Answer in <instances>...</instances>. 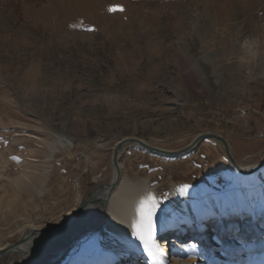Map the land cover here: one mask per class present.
Returning a JSON list of instances; mask_svg holds the SVG:
<instances>
[{"label":"rangeland","instance_id":"rangeland-1","mask_svg":"<svg viewBox=\"0 0 264 264\" xmlns=\"http://www.w3.org/2000/svg\"><path fill=\"white\" fill-rule=\"evenodd\" d=\"M262 108L264 0H0V246L28 232L8 234L22 216L43 232L73 206L98 201L111 188L92 195L113 181V149L125 137L176 151L212 133L226 139L240 166L259 163L264 140L254 131L262 117L254 111ZM206 141L216 146L180 156L125 143L120 177L149 181L161 208L171 183L193 199L210 189L211 206L226 190V216L199 217L213 256L195 234L200 223L190 222L184 236L175 232L180 244L170 252L206 264H264V243L256 246L264 241V207L257 198L250 204L254 191L240 187L222 144ZM109 217L96 206L51 246L5 253L0 264H75L99 255Z\"/></svg>","mask_w":264,"mask_h":264},{"label":"bare ground","instance_id":"bare-ground-1","mask_svg":"<svg viewBox=\"0 0 264 264\" xmlns=\"http://www.w3.org/2000/svg\"><path fill=\"white\" fill-rule=\"evenodd\" d=\"M251 42L252 43L247 44L246 47H250V45H253L255 39H253ZM254 51L255 50L250 51V54L252 56H255ZM64 138H61L63 142L69 143V141L66 140L67 138ZM118 167L119 170H121L122 164L119 163V161ZM233 172L235 174H239L242 177V184L240 186L241 188H248L254 191V195L252 194L254 198L253 196L249 198L250 204H253L254 199L257 198V200H259L264 207V167L250 176L242 175L235 169H233ZM22 179H27V177L24 176ZM109 184L110 183H108L104 187L101 184L97 185L95 191L96 193H94L92 197H97L101 189L109 188ZM74 185L77 189V181H75ZM171 186L172 187L170 188L168 203L161 208V199L158 197L159 193L156 192L155 187H152L149 184V181H142L138 183L126 178L121 179V177H119L118 181L114 183V186L111 189H105L101 192V194L98 196V201L95 202V200H93V202L90 200L84 206V208L79 211L75 210L76 207L73 206L64 216V218H66V221L63 224H59L58 222V227H56L57 225L51 226L56 227L52 231L40 232L42 229H44L43 227L37 226L35 223L27 220V217L22 216L21 218L24 219L22 223L16 229L10 230L8 234L12 235L15 232H20L27 226L29 228L26 234H30L24 239L23 242H19L16 246L9 248L5 251V253L10 254L13 252H17L20 254H27L36 252L37 249H45L48 246H51L54 242L60 239L57 238L58 236H64L65 231L70 230L72 227L79 228L85 222L87 213L97 206V208H107L110 213L109 220L103 230L105 233L103 238L105 244L103 253H100L99 255H93L91 257H83L81 259H78L75 264H124L125 262H130V264H135L136 262H138V264H154L151 258H149L146 253L145 249L147 248L159 256V258L161 259V264H206L205 258L197 259L196 257H193L190 259H183L178 255H174V253L168 254L167 252L170 250L169 248L173 247L174 244H180L177 236H175V232L179 230V232H181V235L184 236L186 224L189 222L192 223V226L194 224H198L199 217L202 212L207 213V211L210 212L212 210H217V218L220 217V219H222V216H226V209L232 207L228 192L226 190H224L223 192H219L218 205L211 206L208 202V200H211L213 196V194L209 192L210 189L202 187V197H195V199H193L188 198L187 192L183 186L175 185V183H171ZM41 192L42 189H38V194ZM149 195L154 199L147 201V207L151 208L153 205H155L153 209L155 213L153 216L154 231L148 246L145 247L144 241L137 238L136 228L134 226L139 221L138 208L141 202L145 201L146 197H148ZM80 197L81 195L78 192L76 195V201L79 203L81 202ZM169 217H172L177 221L175 223L177 225L175 228L172 226L173 224L169 222ZM238 221L242 224L244 223L243 219H239ZM204 223L206 224V222ZM199 226L200 225H198L197 227L198 229ZM205 226L208 227V224H206ZM216 226H218L219 229L224 230L222 221H220V224L217 223ZM63 228H65L63 231L64 233L61 232ZM34 229H36L37 233L31 235L35 231ZM200 232L202 231H197L195 232V234L199 235ZM169 233V236L163 237V235H167ZM200 236L204 239V245L208 248L207 250L205 249L207 255L211 253V256H213L212 243H208V241L206 240L208 235L206 237H203V234H200ZM260 239L263 240L262 238ZM210 240H213L211 236ZM230 241H232V239H230ZM256 241H259V239ZM259 243L260 245H262L264 241L256 243V246H259ZM8 246L9 245L0 246V251L4 248H7ZM235 246L242 247L243 245L241 246L240 241H237ZM1 256L2 255H0V257ZM215 260L217 262L213 261V264H221L220 261H218V258H216Z\"/></svg>","mask_w":264,"mask_h":264},{"label":"water","instance_id":"water-1","mask_svg":"<svg viewBox=\"0 0 264 264\" xmlns=\"http://www.w3.org/2000/svg\"><path fill=\"white\" fill-rule=\"evenodd\" d=\"M206 138H212V139H215L216 141L220 142L223 146V149H224V152H225V155L228 159V161L230 162V164L233 166V168L240 174L242 175H253L256 171L262 169L264 167V159L262 161H260L259 163L257 164H253V165H249L248 167H243V166H240L237 161L233 158L232 154H231V151H230V148H229V144L227 143L226 139L223 138L222 136L220 135H216V134H212V133H203V134H200L198 135L197 137H195L193 139V141L187 145L186 147H184L183 149H179V150H176V151H171V150H166V149H163V148H157V147H152L150 145H147L145 142H143L142 140H137V139H133V138H123L121 139L120 141H118L116 143V146L115 148L113 149V156H112V163H113V167L115 169V177H114V180L109 184V188H112L114 183L116 181H118L119 177H120V170H119V167H118V152H119V149L122 145H124L125 143H128V142H134L136 144H138L139 146H141L142 148L144 149H147V150H150L152 152H155V153H158L160 155H164V156H180V155H183L184 153L194 149L197 147V144L203 140V139H206ZM108 184V183H107ZM105 184V185H107ZM103 185V187L105 186L104 184H101ZM100 187V186H99ZM90 200L86 201L84 204H82L81 206H79L76 210L79 211V210H82L84 208V206L89 202ZM66 221V218H64L59 224H63L64 222ZM59 225H57L56 227H58ZM56 227H53V228H49V229H46L45 231H52L54 230ZM30 233L28 234H25L23 238H21L19 241H16V242H12L9 244V246L7 248H4L0 251V255H3L5 254V251L8 250L9 248L13 247V246H16L19 242H23L24 239L29 236Z\"/></svg>","mask_w":264,"mask_h":264},{"label":"snow or ice","instance_id":"snow-or-ice-1","mask_svg":"<svg viewBox=\"0 0 264 264\" xmlns=\"http://www.w3.org/2000/svg\"><path fill=\"white\" fill-rule=\"evenodd\" d=\"M110 11H116L120 10L123 11L122 8L116 9V8H110ZM12 159L16 160L17 157H13ZM154 198L150 195L146 197L145 201H142L139 208H138V214H139V221L134 226L136 228V235L138 239H141L144 241L145 247L148 246L153 231H154V223H153V216H154V207L153 205L151 208L147 207V201L153 200Z\"/></svg>","mask_w":264,"mask_h":264},{"label":"built area","instance_id":"built-area-1","mask_svg":"<svg viewBox=\"0 0 264 264\" xmlns=\"http://www.w3.org/2000/svg\"><path fill=\"white\" fill-rule=\"evenodd\" d=\"M256 112H258L261 117H262V125H260L259 127H257L254 131V137L260 140H264V108H262L261 110H255Z\"/></svg>","mask_w":264,"mask_h":264},{"label":"crops","instance_id":"crops-1","mask_svg":"<svg viewBox=\"0 0 264 264\" xmlns=\"http://www.w3.org/2000/svg\"><path fill=\"white\" fill-rule=\"evenodd\" d=\"M258 111V110H257ZM254 112H256V111H254ZM261 121V120H260ZM260 125H262V122L261 123H258V126H260ZM206 140H210V138H206L205 140H203L202 142H200L199 143V145H198V147L197 148H195V149H193L194 150V154H196V152H200V151H202V149H203V147H205V146H211V147H215L216 145H214V144H212V143H209V141H206ZM197 149V150H196ZM206 150H203V152H205ZM201 159H203L204 158V156L203 155H201ZM262 159H260V161H261ZM257 161H259V160H257ZM257 161H255L256 163H257Z\"/></svg>","mask_w":264,"mask_h":264}]
</instances>
